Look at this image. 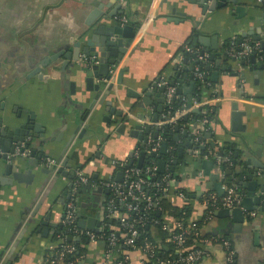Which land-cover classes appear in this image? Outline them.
Returning a JSON list of instances; mask_svg holds the SVG:
<instances>
[{
	"label": "crops",
	"instance_id": "crops-1",
	"mask_svg": "<svg viewBox=\"0 0 264 264\" xmlns=\"http://www.w3.org/2000/svg\"><path fill=\"white\" fill-rule=\"evenodd\" d=\"M149 1L0 0V117L21 122L30 113L43 129L42 133L36 132L38 137H35L34 130H30L26 137L31 138L30 153L21 158V165L17 166V170L24 172L31 169V177L26 182L9 180L0 184V264H43L48 248L58 243L59 239L54 240L53 235L61 230L59 225L67 199L62 197L64 191L69 190L72 176L53 175L41 161L45 157L57 161L71 137L73 139L63 154L68 158V166L64 168L68 174H72L73 168L81 167L89 175L96 173L98 180H115L120 177L121 170L112 165L113 160L136 159V163L140 155L136 157L135 152L140 148V141L129 135L130 128L124 120L141 123L143 119L138 115L142 114L145 120L153 122L158 107L155 99L162 93L157 84L149 97L151 103L139 107V98L132 91L143 95L161 76L175 81V86L181 89L175 98L182 104L187 105L188 95H192V101L199 99L197 101L204 107L216 106L215 115L197 141L193 140V130L194 125L200 126L198 123L173 131L177 134V138L173 136L176 146H172L176 156L171 158L169 169L174 159H178V163L174 165V175H170L166 199L179 207L185 201L190 203L187 221H199L205 215L201 201L205 193L219 195L207 188L210 178L201 165L183 166L190 155L212 160L214 165L210 173H221L223 188L237 187L233 182L238 179V175H234L229 181V176L224 175L215 163V156H220L217 151L224 145L232 144L242 160L245 152H249L264 167V54H256L253 62L249 57L242 61L232 60L233 57L227 54L232 45L236 47L244 41H258V37L263 39L264 8L257 0H236L235 4L227 2L223 7L203 13L199 0H161L153 18L142 24ZM97 9L109 16L102 21L103 24L131 25L135 36L115 68L112 90L107 92L103 103L97 101L84 117L96 92L87 89L84 76L78 69L63 70L62 53L70 51L73 44L83 38L86 20ZM122 16L127 19L124 23L120 21ZM196 36L207 39L217 48L199 43L193 45ZM185 45L209 55L208 71L203 81L197 80L194 74L197 56L187 53L183 49ZM60 51L49 67L42 69V78L33 74L34 67L43 58ZM211 54H214L213 60H210ZM120 69L123 70L122 82L118 84L115 79ZM215 92L219 99L210 102ZM233 103L244 112L238 124L231 116ZM111 108L121 111L122 115L111 114ZM158 114L160 117L161 113ZM121 124H125L123 133L118 131ZM154 126L157 125H151V134ZM188 142L192 147H207L206 152L201 149L193 151L192 147L185 145ZM179 147H182L183 158H178ZM32 150L36 151L34 156ZM258 150L260 156L256 157ZM38 154L42 155L41 159L33 165ZM230 168L239 172L241 167L233 165L232 161L225 170ZM255 172L258 184L264 186V168H255ZM247 174L246 169L243 170V184L249 182ZM247 191L242 185L241 194L246 195ZM180 193H184L185 198ZM87 194L79 192L82 200L80 217L83 219L95 216L104 198L101 194L96 209ZM256 195H262L260 205L253 204L254 209L244 213L245 219L237 229H234V221L218 217L220 209L215 210L202 227L205 236L229 240L233 260L228 261L224 249L214 244L208 246L209 257L196 264H264V209H260L264 207V192L257 189ZM176 220L164 214V221ZM228 221L232 224L230 230L220 232ZM44 222L48 224L44 225ZM153 236L159 240L158 233L154 232ZM84 248L86 259L78 264H99L102 243H89ZM130 264H142L138 252L132 255Z\"/></svg>",
	"mask_w": 264,
	"mask_h": 264
},
{
	"label": "built area",
	"instance_id": "built-area-1",
	"mask_svg": "<svg viewBox=\"0 0 264 264\" xmlns=\"http://www.w3.org/2000/svg\"><path fill=\"white\" fill-rule=\"evenodd\" d=\"M161 0H150L148 9L143 17L142 24L147 23L153 18L154 10L157 9ZM258 3H264V0H257ZM121 22H126L125 16L120 19ZM264 41V37L262 39ZM233 46V45H232ZM228 48L227 54L230 57L242 61L249 57L252 53L264 54V44L262 45L260 40L258 41H244L238 44L236 47ZM183 49L187 53H193L197 56L199 62L206 64L209 59L207 53H200L189 45H185ZM83 61H87V57L81 56ZM182 55H179V59ZM94 56L90 57V61L97 63ZM178 59V60H179ZM195 78L203 81L206 71L196 66ZM158 85H164L165 91L163 93L165 104H169L172 97H176V86L171 85L168 78L161 76ZM219 98L214 93L210 102L217 101ZM193 109H200L202 113H205L204 105L200 101L193 100L190 106L185 104L182 108L176 109L174 112L170 110L161 113V116L156 122H150L148 119H143L141 123L143 125H157L158 127L165 124L174 126L178 120L184 115L191 112ZM210 123L207 117L199 120L198 126H195L193 130L194 141H197V137L201 135L203 128ZM163 137L153 138L149 133L147 141L143 144L147 152L158 154L160 151ZM169 150L173 147L169 146ZM30 153L28 147H25L24 142L20 146H16L12 153L8 154V158L11 157H26ZM140 155V150L135 152V156ZM172 159L165 162L164 172L160 179L153 184L145 177L150 174L154 175L158 170L156 163L152 162L145 167H138L135 164L128 165V160L112 161L113 166H117L122 172V179L120 181L110 180H98L96 181L84 171L83 168L77 167L72 169V178L70 187L68 190V197L65 202V209L63 217L60 221L63 234L58 235V243L54 246H50L44 256V262L51 264H78L86 259L85 246L81 245V249L74 243L65 241L68 236L72 238L78 237L81 240H85L87 244L102 243L101 259L99 264H130L132 255L138 252L139 259L142 264H196L201 259L209 257L210 252L208 246L220 245L227 256L228 261L233 260V250L228 239L217 236H205L202 234V227L198 226V221H185L177 219L169 223L168 221H158L156 219H149L147 209L141 208V203L144 202L146 207L157 206L158 202L162 198H166L168 195V182L171 180L169 172V163ZM43 165L50 168L51 173L54 175L61 166L60 161H55L50 157H45L41 161ZM93 164V161L89 162ZM215 163L221 168L223 164L227 167L232 165V159L229 155L215 156ZM89 185L91 188L96 186H102L107 188L111 195L107 198H103L102 204L98 209L97 222L98 225L94 229L81 228L78 224L79 211H81L82 200L79 195L81 188ZM152 185L154 187V193L149 194L145 187ZM224 193L217 195L213 192H207L203 195L202 204L205 207L204 221H201L203 225L212 217L215 210L218 209H233L238 205L239 199L237 198V188L233 186H224ZM182 198H185L184 193H180ZM135 218H130V216ZM107 219H115V224ZM158 227L160 230L166 232V237L161 243L168 247V243L172 244L174 251L166 255H159L157 251L158 245L149 239H145L141 245L136 243V239L144 230H147L153 235L154 232L158 233ZM192 239L194 245L187 248V241ZM160 241V239L158 240ZM73 242V240H72ZM76 242V241H74Z\"/></svg>",
	"mask_w": 264,
	"mask_h": 264
},
{
	"label": "water",
	"instance_id": "water-1",
	"mask_svg": "<svg viewBox=\"0 0 264 264\" xmlns=\"http://www.w3.org/2000/svg\"><path fill=\"white\" fill-rule=\"evenodd\" d=\"M200 3H202V11L203 13H206L207 11H214L217 8L223 7L226 5V3H236V0H199ZM238 10V9H237ZM109 16H104L102 11L100 9L94 10L93 13L88 17L86 20V29L83 33V38L80 41H77L73 44L72 48L70 51L63 52L62 57L64 59L62 68L63 70L69 69V68H76L82 75L84 76V80L87 86V89L93 90L96 92L94 95V98L91 100L89 105L87 106V111L85 112V116L88 115L89 111L92 109V107L95 105V103L98 101L99 103H103L106 96L107 92L111 91L114 83H113V76H114V71L119 63V61L122 59L124 53L126 52L127 48L129 47L132 39L135 36V29L131 25H124L121 26L119 22H115V25L111 26H106L105 24L102 23L103 20H107ZM96 25V26H95ZM258 40H260L261 44H264V41L258 37ZM84 42V45H81V43ZM239 43L241 41H238ZM202 44L206 47H213L214 49L217 48V45L210 44V42L201 37V36H196L193 38V45H198ZM61 54V51L53 54L51 56H46L40 61V64L34 67V70L32 71L33 74L36 73L38 74L39 77L42 78L43 76V71L42 69L48 68L52 60L56 59L59 55ZM87 57V61H83L81 56ZM91 56H94L97 61V63L91 62L89 59ZM255 53H252L249 58L253 62L255 59ZM214 59V54L210 55V60ZM232 60H235V58ZM198 61V60H197ZM50 69V68H49ZM176 69V67H175ZM122 74L123 70L120 69L117 76H116V83L120 84L122 82ZM216 74V73H215ZM214 74V75H215ZM192 79H194L193 73H190L189 75ZM159 77L154 84H152L151 88L144 91L143 95H141L140 92L132 91L133 95L136 98H139L138 106L142 107L144 105H148L151 103L150 96L152 95L156 85L160 81ZM205 78V77H204ZM96 80V82H94ZM193 84L195 83V80L192 81ZM171 85H175V81L171 80L170 81ZM72 86H74V83H71ZM159 88L161 90L162 96L158 97L155 99L157 107V111L155 115L152 118L153 122L158 121L159 114L164 106V96L163 93L165 91V86L164 85H159ZM181 89L179 87H176V94L180 93ZM175 97H172L174 99ZM199 100V99H197ZM192 102V95H188V104L187 106H190ZM233 112L231 114L233 122H236L237 124L240 121V118L242 115H244V112L241 110L237 109V104L233 103ZM193 111H198V109H193ZM111 114H116L117 116H121L122 112L119 110H113L111 108ZM20 118V115L18 116ZM139 118L144 119L142 117V114L138 115ZM23 120V119H22ZM126 125L128 124L129 126V135L132 137H135L140 141L139 145L144 147V143L147 141L148 135L151 132V125H143L142 123H133L129 119L124 120ZM39 123L35 122L32 119V115L30 113L24 118V121L18 122L15 120H9L6 117H0V161L2 164H0V184H6L10 182L11 180L15 181H24L26 182L29 177L33 174L31 169H27L25 172L17 170V166L21 165L20 159L23 158V156L20 157H11L8 158V154L12 153L15 149L16 146H20L21 143L24 142L25 147H28L31 145V138H27L29 136L30 130L35 131V137H38L39 134H36V132H43V129L39 127ZM165 126H169L168 124H165ZM158 126H156L157 128ZM182 126L179 124L174 125V132H178L179 129ZM195 127V125H194ZM77 128V127H76ZM125 124H121L120 128L118 131L120 133L124 132ZM159 128V127H158ZM168 129V128H167ZM158 134V131L155 130L152 133V137L156 138ZM183 134H186V131H184ZM209 135V134H207ZM42 136V135H40ZM174 139L177 138V134L173 135ZM73 137L67 142L65 147L63 148L61 154L57 158V161L61 162V166L57 170L58 174H62L64 176H72L71 173L68 174L64 170L66 166H68V158L63 157V154L65 153L66 149L70 145ZM142 141V142H141ZM188 147H192L191 143H186ZM232 146V144H231ZM29 148V147H28ZM167 144L166 142H162L161 148H160V154L164 153L166 151ZM193 151L197 149H203V146L196 145L192 147ZM206 152V151H205ZM36 151L32 150L31 155H35ZM223 151L220 149L219 150V155H222ZM38 158L36 161H32L33 165H37L39 160L41 159L42 155H37ZM145 156V151L142 150L140 152V156L136 161V166L140 167L143 163V159ZM241 154L238 150L234 153V159H233V165L235 166H240L241 168L239 169V172H235L233 168H230L228 170H222L224 175L229 176V181L233 180L234 175H238V179L234 180V184L237 185V198L239 199L238 205L234 207L233 209H227L223 208L218 211V217L223 218V219H228L229 221L232 220L234 221V229H237L239 225H241L245 219V212H250L252 211L253 204L255 205H260V202L262 200V195H256L257 189L261 193L264 192V186L259 185L258 181L255 179L257 177V172H255V168H264L263 163L261 161H257L255 158L251 157L249 152H245L244 154V160L240 158ZM260 156L259 150L256 152V157ZM132 157V156H130ZM25 158V157H24ZM23 158V159H24ZM178 158H183V151L182 147L178 148ZM133 163V159L130 160V164ZM178 163V159L173 160V165L171 166V170H174V165ZM199 164L201 167L205 170V174L209 176L210 180L209 183L206 185L207 188L213 189L217 191L219 195H222L225 191V189L222 187L224 183V178L220 177V172L216 171L215 173H210L214 162L212 160H204L202 157H195V154L190 155L189 159H185L184 162L182 163L183 166H188L189 164ZM30 164V163H29ZM158 170L160 172L164 171V160H159L158 163ZM248 172L247 178L249 179V182L244 183L241 182L243 178V170ZM46 173L49 172V169H44ZM221 171V172H222ZM195 174V171L193 172ZM123 172H120V177L115 178V180L120 181L122 179ZM94 178H97V174L95 173L93 175ZM264 177V174H263ZM10 180V181H9ZM213 181V183H212ZM245 186L248 191L246 195H242L240 190L241 186ZM80 192H86L88 193V197L90 201L92 202V206L94 208H98L99 202H100V195L109 193V190L107 188H103L102 186H96L91 188L89 185L84 186L83 189L80 190ZM63 199L68 197V192L67 190L64 191L63 193ZM62 200V199H61ZM62 203H64V200H62ZM261 210L264 209L262 206L260 208ZM35 214V213H34ZM33 214V215H34ZM81 213L79 211V218H78V224L81 228H89V229H94L98 225V214L95 216L89 217L88 219H83L80 217ZM63 217V216H62ZM226 222L224 227L220 229L222 233H227L232 224L230 222ZM48 223L44 222V225H47ZM61 228L62 226L59 225ZM215 234H218L215 233ZM68 241H79L80 239L78 237L72 238L71 236L67 237ZM165 248H167L165 246Z\"/></svg>",
	"mask_w": 264,
	"mask_h": 264
},
{
	"label": "trees",
	"instance_id": "trees-1",
	"mask_svg": "<svg viewBox=\"0 0 264 264\" xmlns=\"http://www.w3.org/2000/svg\"><path fill=\"white\" fill-rule=\"evenodd\" d=\"M261 6L264 8V3H261ZM197 66H199V68H201L202 70H205V71H208V67L206 64H203L199 61L196 62ZM166 78H168L169 82L172 80L171 77H167V76H164ZM174 77V76H173ZM182 102L180 100H178L177 98H174V99H171L169 104H164L163 106V109L160 113H163L165 111H168L170 110L171 112H174L176 109H180L182 108ZM205 113H202L201 110L199 109L198 111H191L189 112L188 114L184 115L182 118H180L177 122V124H179L180 126H187L188 124H197L199 122V120L203 119V117H207L210 121L212 120V117L215 115L216 113V106L215 105H206L205 107ZM168 128V129H167ZM154 131L157 130L158 131V134H157V137H163L164 138V142H166L167 144V148H166V151L162 154H160V152H158V154H154V153H149L147 152V149L142 147L140 145V152L142 150L145 151V156H144V159H143V163L140 167H145L147 165H150L152 162L154 163H158L159 160H164L165 162L168 161L169 159H171L172 157H175L176 156V150H169L168 147L169 146H176V143L174 142L173 140V131H174V126H160L159 128L156 126L153 127ZM153 131V132H154ZM152 132V133H153ZM199 140H201V137L198 138ZM210 145V144H209ZM207 147H203V149H201L202 151H205ZM222 151H223V154L222 155H229L233 161L234 159V153L236 152V149L234 148V146H231L229 144H226L224 145L222 148H220ZM218 154H219V150L217 151ZM136 159H133V163L130 164V160L128 161V165H136L135 162ZM172 164V162H171ZM158 165V164H157ZM221 169L222 170H225L226 169V165L223 164L221 166ZM164 172V171H163ZM163 172H160L159 170H157L155 172L154 175H150L148 174L145 178L150 181L152 184L154 182H156L158 179H160L161 175ZM169 172L170 174L174 175V172L171 170V167L169 169ZM91 177L93 179H95L96 181H98V178H94L93 175H91ZM83 189V188H81ZM145 190L149 193V194H152L154 193V187L152 185H149L147 187H145ZM238 191V190H237ZM111 195V193H105L104 194V197L107 198ZM146 208L147 210V214H148V218L149 219H156L158 221H164V214H168L174 218H177V219H181L182 221H185V224L187 225V217L189 216V213H190V203H188V201H185L184 205L179 207V206H176V205H173L171 204L170 202H168V200L166 198H162L159 200L157 206H150V207H146V204L144 202L141 203V208ZM130 218H135V216H130ZM204 218V216H203ZM200 219L197 224L198 226H203V223L201 221H204V219ZM107 221H112L111 223L112 224H115V219H107ZM59 234H63V230H57L55 231L54 235H53V239L56 240L58 239V235ZM166 232L162 231L159 229L158 227V237L160 239V241H157V239L154 238L153 235H151V233L147 230H144L142 233H140V235L138 236V238L136 239V243L138 245H141L145 239H149L151 240L152 242L156 243L158 245V254L159 255H166L170 252H173L174 251V247L172 244H167L169 248H165V246L161 243V241H163L166 237ZM65 241H68L66 238H65ZM69 243H74L78 248L81 249V245H87V242L85 240H79V241H76V242H72V241H68ZM187 245V248H190L194 245V243L192 242V239H189L186 243ZM43 264H51V263H47V262H44Z\"/></svg>",
	"mask_w": 264,
	"mask_h": 264
}]
</instances>
